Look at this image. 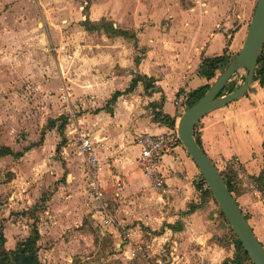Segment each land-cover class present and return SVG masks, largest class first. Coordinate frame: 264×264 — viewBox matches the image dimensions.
<instances>
[{"label":"crops","instance_id":"crops-1","mask_svg":"<svg viewBox=\"0 0 264 264\" xmlns=\"http://www.w3.org/2000/svg\"><path fill=\"white\" fill-rule=\"evenodd\" d=\"M45 1L47 0H0V76L3 74L15 79L20 74L34 73L31 66L35 63L34 50L38 45L30 28L33 27L32 22L37 19L38 14L41 15L40 18H45L43 26L38 21V29L43 31L47 27L46 14H43L46 10ZM67 1L84 3L86 6L90 3V10L88 9L84 18L85 21L88 20L93 24L91 33L104 32L109 34V37H121L127 41L128 33L125 32L132 31L138 39L139 34L136 31L130 30L131 28L121 29L115 22H111L112 24L106 28L96 26L98 22L115 18L120 14L126 17V12L115 13L113 9L114 3L121 0ZM163 1L174 3V6L164 11L154 27L157 32L170 34L171 42H163L159 49L158 43L151 41L155 47L147 48V45L138 43L137 40L138 57L130 59L131 61H127L124 56L118 57L116 61L114 58L107 59L105 64L109 69L106 77H99L102 83L96 84L91 89L94 93H149L152 102L149 107L150 115L145 116L136 110L132 116L128 131L122 136L125 141L123 140L118 148L120 149L121 146L125 148L120 150L123 154L120 153L117 156L110 150V147L114 149V141L117 140L115 134L104 135L101 139L94 136L97 142L95 150L99 159L100 181L106 190L109 211L117 220V226L112 228L103 224L105 228L108 227L109 233L101 231L100 234L104 238L108 236L119 251L124 250L123 256L144 258L145 255L140 254L142 247L136 245L134 239L137 233L134 235L131 227L128 228L130 237L127 245L122 240L125 226L132 224V217L126 216L125 210L135 209L137 212L140 210L137 207L141 205L142 210L146 208L147 212H153L157 224L166 225L169 228L166 229L171 235L166 232L163 235L164 238L174 236L176 239L171 241L183 249L199 246L195 251L202 254L200 256L203 257V264L209 262L220 264L224 261L227 264H233L234 252L229 244L218 243L214 239L219 230L217 227L222 221L219 220L218 209L213 206L209 200L210 197L204 195L201 188L202 181L199 179L200 171L185 148H176L160 161L159 170L165 181L164 190H160L155 188L153 181L139 167L137 158L140 157V147L135 139L143 133L159 135L176 130L181 116L176 102L185 93L190 95L202 87L212 85L224 70V68L216 70L215 77L208 79L200 74L203 61L221 56L233 59L242 49L249 21H245L247 14H240L235 16L238 19L231 22L229 21L231 16L226 13L221 19L224 22L223 25L218 24L219 13L214 6V0ZM249 6L250 4L248 8ZM80 8L86 10L85 6ZM210 19L214 23H211ZM119 29L122 30L120 33L124 34H117L116 37L115 34H111ZM123 43L131 46L129 42ZM4 50H10L11 54L21 50V54L16 55L14 59L12 56L4 59L2 55ZM58 50L60 51L61 47ZM17 59L21 60L20 66L13 62ZM6 60H10V63ZM112 66H114L113 69ZM61 67L60 64L59 77L62 76L65 80L66 69ZM106 133L110 134V131ZM196 136L201 141L202 149L215 165L221 161L237 158L252 179L264 174V86L254 81L243 98L205 116L196 127ZM127 150L128 154H126ZM133 156H137L136 160H133ZM64 159L68 163L71 161L69 156ZM79 172L82 176L83 170ZM65 175L67 182L60 188L65 197L58 199V195H55L50 199V208L44 212L42 224L45 226L44 232L39 229L41 236L38 242L39 247L42 243L56 240L54 234L59 228L52 226V218L56 216L54 212L59 214L66 212V215L69 214L72 217L77 214L83 216V212H86L91 215V218H102V214L96 209V201L91 199L86 185L72 187L69 179L73 177V172L66 171ZM114 175L124 182L120 189L115 187L112 179ZM236 187L239 194L235 199L244 214H248L258 200L253 197L254 194L245 189L242 183L238 182ZM133 194V199L139 200L134 208L129 205ZM59 216L63 218V215ZM248 222L253 228L249 219ZM17 224L12 225L16 232L17 230L21 232ZM62 242L65 240L63 239ZM64 246L50 245L48 250H42L40 247L39 253L43 251L49 259L61 257L60 253L67 249V246ZM172 248L177 250L176 247ZM63 257H65L64 253ZM188 258H191V261L196 259L191 255H188ZM178 259H181L180 256ZM49 262L51 264L52 259Z\"/></svg>","mask_w":264,"mask_h":264},{"label":"rangeland","instance_id":"rangeland-1","mask_svg":"<svg viewBox=\"0 0 264 264\" xmlns=\"http://www.w3.org/2000/svg\"><path fill=\"white\" fill-rule=\"evenodd\" d=\"M256 3L257 0H252L251 3L250 0H214V6L219 13L217 23L223 25L221 19L227 13L231 16L229 18L231 22L238 19L235 16L247 14L245 21H249L250 24ZM44 4L47 12L45 10L43 14H46L47 27L43 31L38 29V21L43 26L45 19L40 18L41 15L38 14L37 19L32 22L33 27L30 28L38 45L34 50L35 63L31 66L34 73L20 74L15 79L3 74L0 76V149L8 147L21 154L19 157L0 158V228L6 237V242L2 245L6 250H14L34 228L44 232L45 226L42 225L44 212L50 208V199L55 195H58V199L65 197L60 188L67 182L66 171H72L75 177L69 179L72 187L86 185L87 189L85 159L80 153L76 140L77 133H89L95 143L97 142L94 136L101 139L104 135L115 134L117 140L114 141V149L110 147V150L118 156L120 150H125L122 146L118 148L122 145L124 140L122 136L128 131L135 111L138 110L140 111L138 113L145 116L151 114L149 107L152 102L149 93H94L91 90L96 84L102 83L99 77L104 78L108 73L109 67L105 61L113 58L116 61L122 56L131 61L130 59L138 57L137 40L138 43L147 45V48L155 47L151 41L158 43L159 49L163 42H171L170 34L157 32L154 26L164 11L173 7L174 3L163 0L115 2L113 5L115 13L126 12V17L120 14L115 18L104 19L96 26L106 28L112 24L111 22H115L121 29L131 28L130 30L139 34L137 39L132 31L125 32L128 33L127 41L121 37H109V34L104 32V34L90 32L93 24L84 18L90 3L86 6L84 3L67 0H47ZM82 6H85L86 10L80 8ZM42 9L44 10L43 6ZM210 22L214 23L212 19ZM118 31L122 30H116L111 34H115L116 37ZM123 42H129L131 46ZM18 54H21V50L12 54L10 50H4L2 53L4 59L10 56L14 59ZM7 61L10 63V60ZM20 61L13 60L18 66L21 64ZM60 64L66 69L65 80L62 76L59 77ZM241 74H244V70ZM64 87H67L69 93H63V90H66ZM227 90L228 87L222 94L227 93ZM65 94H69L68 100H64ZM108 130L110 134L106 133ZM128 153L129 151L126 154ZM67 156L71 158L69 163L64 159ZM136 157L133 156V160H136ZM81 169L82 176L79 172ZM133 196L134 194L129 205L134 208L139 200L137 198L136 201ZM234 197L236 198L235 195ZM253 197L258 200L257 204L250 213L245 214L264 247V196ZM209 200L218 209L219 220L222 221L219 227L216 226L219 230L214 239L218 243H228L235 258L237 236L220 215V207L215 199L210 197ZM95 204L97 211L100 212L99 203ZM137 208H140L137 212L135 209L125 210L126 216L132 217V224L125 226L122 240L127 245L130 237L128 228L131 227L133 234L137 233L134 239L136 245L142 247L140 254L145 255L144 258L123 256L124 250L119 251L108 236L104 238L100 234L101 231L109 233L108 227L105 228L103 223L105 216L94 219L86 212H83V216L77 214L73 217L69 214L67 216L66 212L63 214L54 212L56 216L52 218V226L59 228L54 234L56 240L42 243L40 247L42 250H48L50 245L67 246L63 251L65 257L60 253L61 257L51 258V264L204 263L203 257L200 256L202 254L195 251L199 246L183 249L171 241L176 239L174 236L164 238L163 235L169 228L157 224L153 212H147L146 208L142 210L141 205ZM59 215H63V218ZM14 223H18L21 232L18 230L16 232L12 225ZM105 226L112 228V225ZM63 239L65 242H62ZM172 247H176L177 250H173ZM188 255L196 259L191 261ZM39 256L42 264H50L51 259L46 257L43 251ZM178 256L181 259H178ZM221 263L227 264L226 261Z\"/></svg>","mask_w":264,"mask_h":264},{"label":"water","instance_id":"water-1","mask_svg":"<svg viewBox=\"0 0 264 264\" xmlns=\"http://www.w3.org/2000/svg\"><path fill=\"white\" fill-rule=\"evenodd\" d=\"M264 48V0H257L247 35L240 52L227 65L206 93L180 116L177 125L179 139L199 169L205 183L219 205L252 264H264V247L246 215L230 192L222 172L208 157L196 139L198 123L211 112L243 98L255 81V71ZM244 70V79L238 86L235 75ZM228 87L227 93L222 94Z\"/></svg>","mask_w":264,"mask_h":264},{"label":"built area","instance_id":"built-area-1","mask_svg":"<svg viewBox=\"0 0 264 264\" xmlns=\"http://www.w3.org/2000/svg\"><path fill=\"white\" fill-rule=\"evenodd\" d=\"M233 82L238 86L244 79V74L237 73ZM63 93H69L67 87H64ZM69 94L63 96L64 100H68ZM189 94L185 93L176 102L181 114L188 108L187 103ZM76 140L80 149L81 155L85 159L87 191L93 201L99 203V210L102 216L104 215L103 223L105 225L117 226V220L110 213L109 202L106 197V190L101 184L99 177V159L96 153V143L92 140L88 133H77ZM136 144L140 147V157L138 158L139 167L153 181L155 188L164 190V177L159 170L160 161L162 158L171 154L178 147H183L177 131L174 130L167 134L152 135L143 133L136 139ZM220 171L231 169L240 180L242 185L252 194L261 196L259 189L251 178L250 174L245 170L243 164L233 158L230 161H221L216 165ZM115 182L116 189H120L124 182L116 175L112 176ZM111 221V222H110Z\"/></svg>","mask_w":264,"mask_h":264},{"label":"trees","instance_id":"trees-1","mask_svg":"<svg viewBox=\"0 0 264 264\" xmlns=\"http://www.w3.org/2000/svg\"><path fill=\"white\" fill-rule=\"evenodd\" d=\"M118 32H119L118 34H124V33H120L122 31H118ZM232 60L233 59H230L226 56L205 59L203 61L200 74L208 79H212L216 75V70L221 68H226L227 65ZM255 81H258L262 86H264V48L255 71ZM209 87L210 85H207L191 93L189 95L187 106L190 107L191 105L195 104L198 100H200L201 97H203V95L209 89ZM196 139L198 144L202 147L200 139L197 136ZM4 156L19 157L21 156V154L15 153L8 147H3L2 149H0V158ZM222 175L230 192L233 195L237 196L239 192L236 187L237 186L236 184L237 181L240 182V180L235 175V172L231 169H227L225 171H222ZM201 181H202L201 188L203 190L204 195L209 196L214 200V197L210 192L202 176H201ZM253 181L256 184L257 188L259 189L261 195L264 196V174L259 175L257 178L253 179ZM220 215L226 220L221 209H220ZM246 219L248 220L247 215H246ZM39 240H40V232L38 228H34L31 234L25 240L18 243V245L14 250H6L2 248V245H4L6 242V237L4 231L0 228V264H42L39 257V251H40V247L38 243ZM248 261L251 262L247 253L243 249L240 241L238 240V238H236V252H235V258L232 260V263L245 264Z\"/></svg>","mask_w":264,"mask_h":264}]
</instances>
